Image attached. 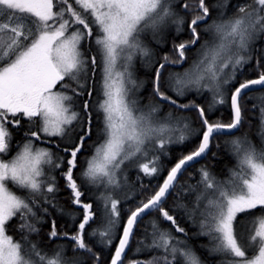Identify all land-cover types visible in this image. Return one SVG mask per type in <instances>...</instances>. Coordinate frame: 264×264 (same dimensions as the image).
I'll return each instance as SVG.
<instances>
[{
  "label": "snow or ice",
  "instance_id": "snow-or-ice-1",
  "mask_svg": "<svg viewBox=\"0 0 264 264\" xmlns=\"http://www.w3.org/2000/svg\"><path fill=\"white\" fill-rule=\"evenodd\" d=\"M126 260L264 264V0H0V264Z\"/></svg>",
  "mask_w": 264,
  "mask_h": 264
},
{
  "label": "trees",
  "instance_id": "trees-1",
  "mask_svg": "<svg viewBox=\"0 0 264 264\" xmlns=\"http://www.w3.org/2000/svg\"><path fill=\"white\" fill-rule=\"evenodd\" d=\"M171 47V45H169V48ZM185 66H187V65H185ZM178 70V69H177ZM246 71H249L250 72V74H252V75H254L255 74V69H254V67L253 68H251V69H248V68H246ZM142 74V73H141ZM192 116H193V120H195V114H192ZM257 119H255V118H253L252 119V129H251V131L249 132V135H250V137H252V139L257 143V144H259V140H258V138L256 137V135H255V132H256V130H257ZM246 127H247V125H246ZM243 131V130H242ZM214 150H215V148H214ZM178 154V152H176V153H174V155H177ZM228 160H229V157H227V156H224V157H222V164H221V166H223V164L224 163H228ZM203 163V162H202ZM209 167H215V163L214 162H209V165H208ZM79 170H77V172H78ZM57 175H58V173H57ZM182 179H184L183 177H182ZM60 183H61V186L63 187V181H60ZM90 195V194H89ZM67 197H68V192L66 191V190H62L60 193H59V198H60V203L62 204V205H64L66 208H68V207H75V206H72V205H70V203L68 202V200H67ZM53 211H55V210H53ZM58 216H59V214H57ZM61 219V222L63 221V220H65V219H67V217H63V218H60ZM201 239H204V238H201ZM133 246H135V239L133 240ZM129 258H134L133 256H132V252L130 251L129 252ZM125 264H127V260H126V262H125Z\"/></svg>",
  "mask_w": 264,
  "mask_h": 264
},
{
  "label": "rangeland",
  "instance_id": "rangeland-1",
  "mask_svg": "<svg viewBox=\"0 0 264 264\" xmlns=\"http://www.w3.org/2000/svg\"><path fill=\"white\" fill-rule=\"evenodd\" d=\"M259 145V144H258Z\"/></svg>",
  "mask_w": 264,
  "mask_h": 264
}]
</instances>
